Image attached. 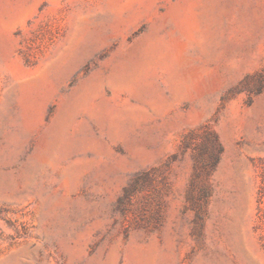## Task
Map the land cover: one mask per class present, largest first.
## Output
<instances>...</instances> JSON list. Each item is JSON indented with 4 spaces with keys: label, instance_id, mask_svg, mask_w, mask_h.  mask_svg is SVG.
<instances>
[{
    "label": "rangeland",
    "instance_id": "1",
    "mask_svg": "<svg viewBox=\"0 0 264 264\" xmlns=\"http://www.w3.org/2000/svg\"><path fill=\"white\" fill-rule=\"evenodd\" d=\"M264 264V0H0V264Z\"/></svg>",
    "mask_w": 264,
    "mask_h": 264
},
{
    "label": "bare ground",
    "instance_id": "2",
    "mask_svg": "<svg viewBox=\"0 0 264 264\" xmlns=\"http://www.w3.org/2000/svg\"><path fill=\"white\" fill-rule=\"evenodd\" d=\"M96 260L92 261L90 264H92L93 262H95Z\"/></svg>",
    "mask_w": 264,
    "mask_h": 264
}]
</instances>
